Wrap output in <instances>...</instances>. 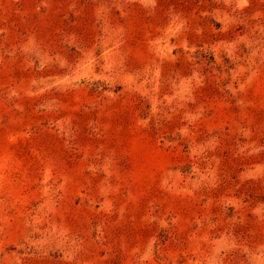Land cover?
Returning <instances> with one entry per match:
<instances>
[{"label":"rangeland","instance_id":"1","mask_svg":"<svg viewBox=\"0 0 264 264\" xmlns=\"http://www.w3.org/2000/svg\"><path fill=\"white\" fill-rule=\"evenodd\" d=\"M0 264H264V0H0Z\"/></svg>","mask_w":264,"mask_h":264}]
</instances>
